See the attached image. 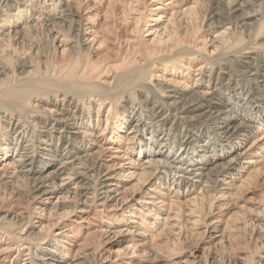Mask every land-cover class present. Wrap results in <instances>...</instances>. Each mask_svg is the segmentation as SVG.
Segmentation results:
<instances>
[{"label":"bare ground","instance_id":"bare-ground-1","mask_svg":"<svg viewBox=\"0 0 264 264\" xmlns=\"http://www.w3.org/2000/svg\"><path fill=\"white\" fill-rule=\"evenodd\" d=\"M119 2L0 0V264H264V9Z\"/></svg>","mask_w":264,"mask_h":264},{"label":"rangeland","instance_id":"rangeland-1","mask_svg":"<svg viewBox=\"0 0 264 264\" xmlns=\"http://www.w3.org/2000/svg\"><path fill=\"white\" fill-rule=\"evenodd\" d=\"M115 1L119 2V0H115ZM246 1H247L246 8L252 14H253V12L256 11L255 9H257V10H260V8H261V10L264 9L263 8L264 7V2H263L264 0H262V2H261V0H246ZM140 3H141V7H144L146 4V0H140L139 4ZM197 3L198 4H196L194 7L195 13L192 14L193 16L190 15L191 18H189V16L178 17L176 19L175 24H174L175 29L173 27L170 29V31H173V32L177 31V33H183V32H187V30L188 31L192 30V33L193 32L196 33L198 37H203L204 39H207V41L205 40L206 41L205 43H207L209 40V30L207 29L206 24L208 23L209 13L213 9L214 6L212 4V0H197ZM119 4H122V0H121V2H119ZM142 4H143V6H142ZM184 18H186V19H184ZM252 24H253V22H252ZM116 26H118V25H115V23L113 24V26H111V29L113 28L112 30L114 31V33H119V31H121L122 33H120V34L123 35L124 30L122 29V27L119 28V26L118 27H116ZM189 26H190V28H189ZM248 28H251V27L249 26ZM117 29H118V31H117ZM138 39H140V38H138ZM248 95H249L248 89H246L245 87H243L241 90H238L236 92V94L229 100V104L224 108V112H223L222 116L227 117V118H231L234 120H238L239 118L244 117L250 111L249 104L247 105V103H246V99H247ZM216 133H217V127L214 126L209 131L207 136L202 137V139H200L198 143L190 145L189 147L186 148L185 152L183 153L184 157L185 156L189 157L190 155L195 156L198 153H201V151H200L201 149H204V150L209 149V146H205V145L206 144L208 145L210 142L211 143L215 142V139L218 138L216 136ZM201 146H204V147H201ZM168 149H170V147ZM181 151L182 150L178 151V148L175 147L173 150L174 154L171 155V159L177 157ZM263 190H264V184H262V185L259 184L258 186L251 188L250 193L246 194L245 199H247V197L258 198L257 196H259L260 192ZM256 193H258V194H256Z\"/></svg>","mask_w":264,"mask_h":264}]
</instances>
